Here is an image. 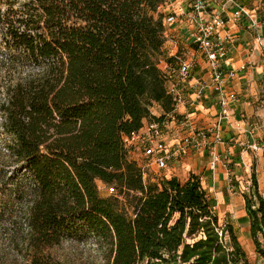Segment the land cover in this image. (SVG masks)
Segmentation results:
<instances>
[{
  "label": "trees",
  "instance_id": "1",
  "mask_svg": "<svg viewBox=\"0 0 264 264\" xmlns=\"http://www.w3.org/2000/svg\"><path fill=\"white\" fill-rule=\"evenodd\" d=\"M8 1L0 8V204L14 248L27 243L30 264H42L46 249L92 233L111 245V264H256L198 175L146 182L126 146L125 136L174 109L160 66L177 58L165 51L164 0ZM258 17L264 22V0ZM99 182L116 192L103 196ZM245 199L264 260L254 174Z\"/></svg>",
  "mask_w": 264,
  "mask_h": 264
},
{
  "label": "crops",
  "instance_id": "2",
  "mask_svg": "<svg viewBox=\"0 0 264 264\" xmlns=\"http://www.w3.org/2000/svg\"><path fill=\"white\" fill-rule=\"evenodd\" d=\"M239 3L259 19L261 0L255 6L249 0ZM211 4L218 8L222 21L227 23L233 6H222V0H213ZM251 8L253 9L250 10ZM259 21L260 27L256 29L250 19L243 15L235 24L229 25L234 39L229 44V54L222 62V67L226 71L235 70L236 74L225 79L224 88L235 94L237 99L231 103L228 117L220 122L225 139V143L215 146L220 159L212 166L214 147L209 145L201 150L188 148L173 164V167L180 168L182 174H196L200 177L215 212L219 217L230 218L235 229L244 231L245 237L247 233L251 237L245 194L250 193L251 189L248 187L253 174L259 192L264 191V22ZM184 31L178 24H172L168 28L169 37L165 44L168 55L180 53L182 45L178 46L177 42L184 37L186 41L190 40L189 31L186 29L189 36ZM187 54L186 59L194 60L192 74L209 80L205 58L196 52L193 45L189 47ZM244 64L246 67L241 69ZM186 92L187 98L193 100V92L187 89ZM218 101V94L211 88H206L202 99L187 107L180 106L171 124L170 143H175L190 130L189 125L181 122L185 111L190 112L191 122L199 127L216 124L220 113ZM153 114L156 115L155 112ZM246 141L256 142L259 148H249L245 145ZM238 236L240 239L239 234Z\"/></svg>",
  "mask_w": 264,
  "mask_h": 264
},
{
  "label": "built area",
  "instance_id": "3",
  "mask_svg": "<svg viewBox=\"0 0 264 264\" xmlns=\"http://www.w3.org/2000/svg\"><path fill=\"white\" fill-rule=\"evenodd\" d=\"M212 2L213 0H164L160 7L164 14L166 40L169 37L168 28L172 24H178L181 28L186 27L191 44L196 52L205 58L210 78L208 80L192 74L194 64L192 58L181 59L177 56L176 63H168L164 60L161 62L166 89L173 98L174 109L160 120H147L139 131L124 138L129 148L133 144H139L143 155L148 159V164L160 170L173 166L188 148L201 150L209 145L214 147L211 163L214 166L220 159L219 154L215 152V146L225 143L220 122L228 117L230 105L237 99L235 94L227 92L224 88L225 79L236 74L235 70L226 71L222 67V62L229 54V44L234 39L229 25L235 24L243 15L250 19L256 29L261 23L256 15L237 0H222V6H233L228 22L225 23L218 8L212 6ZM258 38L261 39L259 36ZM245 67L244 64L241 69ZM206 88H211L219 96V121L214 125L199 127L191 122L190 112L185 111L181 122L183 125H189L190 130L175 143H170V128L179 107L193 105L194 101L202 99ZM186 89L193 92V100L187 98ZM245 145L256 150L259 148L256 142L246 141ZM226 166L228 167L227 163ZM248 189L250 190V187ZM107 192L114 194L116 189L114 186H107ZM260 194L264 204V191Z\"/></svg>",
  "mask_w": 264,
  "mask_h": 264
},
{
  "label": "rangeland",
  "instance_id": "4",
  "mask_svg": "<svg viewBox=\"0 0 264 264\" xmlns=\"http://www.w3.org/2000/svg\"><path fill=\"white\" fill-rule=\"evenodd\" d=\"M238 2L243 0H237ZM250 4L255 6L258 4V0H249ZM8 0H0V8H6L8 6ZM251 8L250 10H252ZM186 31V27L182 28ZM1 36V32H0ZM191 40V39H190ZM186 41L184 37L182 41L178 40L177 45L182 47L179 49V56L181 59H186L189 53V47L191 43ZM189 45V47H188ZM187 46V47H186ZM174 56V55H169ZM174 62H178L176 58ZM172 62V63H174ZM152 111L156 113L157 116H161L164 111L160 104L155 103L152 106ZM130 157L134 160L139 167L144 172V179L146 182H160L164 177L177 176L181 180H186L190 175L182 174L179 167L170 166L166 169L160 170L148 164V159L143 155L142 147L139 144H133L130 148ZM252 182H250L249 187H251ZM99 189L103 196H109L110 193L107 192V186L99 182ZM251 189V188H250ZM120 206L125 208L129 215H132V207H130L129 202L125 198L120 199ZM2 206L0 204V264H30L29 259V247L27 243H22L19 245V251H17L14 246L10 243V234L14 229L8 216L2 212ZM221 223L231 221L227 216L220 217ZM24 231H27V227L24 226ZM237 233L240 235L241 242L248 254L249 259L256 264H264V260L255 250V245L247 233L246 237L243 236L244 231L236 229ZM46 258L42 261V264H111L112 262V251L111 245L104 241H98L92 233H81L78 237L70 236L65 238L60 244L55 245L51 248L45 250Z\"/></svg>",
  "mask_w": 264,
  "mask_h": 264
}]
</instances>
